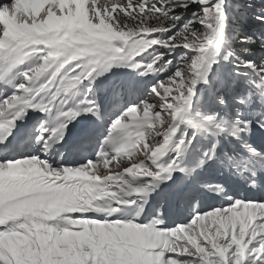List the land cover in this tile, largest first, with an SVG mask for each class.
Listing matches in <instances>:
<instances>
[{
  "label": "snow or ice",
  "instance_id": "6c2138e0",
  "mask_svg": "<svg viewBox=\"0 0 264 264\" xmlns=\"http://www.w3.org/2000/svg\"><path fill=\"white\" fill-rule=\"evenodd\" d=\"M229 7L227 0H0V264H264V198L237 199L223 184H204L222 200L210 211L197 204L190 220L173 226L148 204L176 173L184 180L173 181L172 194L191 204L193 189L182 185L209 162L264 190V141L251 139L264 129V58L231 47ZM241 38L264 49V34ZM121 61L152 80L146 91L130 82L127 97L117 93L104 112L95 84ZM225 62L236 76H253L243 94ZM225 90L247 116L202 110L213 97L227 108ZM30 111L44 119L24 124ZM88 116L99 125L77 139L79 155L53 156L69 125ZM142 150L139 163L109 167Z\"/></svg>",
  "mask_w": 264,
  "mask_h": 264
},
{
  "label": "trees",
  "instance_id": "16d2710c",
  "mask_svg": "<svg viewBox=\"0 0 264 264\" xmlns=\"http://www.w3.org/2000/svg\"><path fill=\"white\" fill-rule=\"evenodd\" d=\"M227 4L231 7L227 8V11L231 12V16L229 17L230 24L234 30V36L231 39V47L235 48L239 55L246 56L247 54L242 51L245 47H252L254 55L259 58L258 53L261 50L259 45H248L241 41V36L247 35H254L257 33L264 34V21H260L257 19V16L264 11V0H227ZM177 12L182 11V9H177ZM118 13H113V16L117 15ZM128 22V21H125ZM198 28L201 30L202 27L197 25ZM247 30V32H246ZM226 66L230 69L232 73V78L242 83L241 87H238L236 95L243 94L244 85L249 79H252L253 76H236L237 69L228 62H225ZM251 71V70H250ZM248 69L244 72H250ZM220 84L217 82L215 84V88H219ZM208 88V87H207ZM212 96V89L205 93V98ZM229 97L227 101V108L222 106L221 108L224 109L222 112H228L231 116H235L239 114L235 109L238 106V109L245 112V116H247V111L244 110L243 105L239 103V100L235 98L232 92H225V98ZM236 108H235V107ZM214 109H211L212 111ZM261 139L264 140V136H261Z\"/></svg>",
  "mask_w": 264,
  "mask_h": 264
},
{
  "label": "bare ground",
  "instance_id": "6f19581e",
  "mask_svg": "<svg viewBox=\"0 0 264 264\" xmlns=\"http://www.w3.org/2000/svg\"><path fill=\"white\" fill-rule=\"evenodd\" d=\"M147 86H150V82L147 84ZM147 88V87H146ZM76 156H78V155H76ZM56 157H58V156H56ZM131 165V164H130ZM130 167V166H129ZM215 175V173L213 174V176ZM175 176H176V174H175ZM173 177V181H175L176 180V177ZM176 182V181H175ZM172 186H173V182L172 181H167L165 184H161L160 185V189H157L156 191H154V192H151V193H153V194H157V195H159V194H163V193H166V196H169L170 194H169V192L171 191V189H172ZM175 213V212H174ZM173 213H171L170 215H172ZM175 218H173L172 220H174ZM175 221H176V219H175Z\"/></svg>",
  "mask_w": 264,
  "mask_h": 264
},
{
  "label": "rangeland",
  "instance_id": "374dc122",
  "mask_svg": "<svg viewBox=\"0 0 264 264\" xmlns=\"http://www.w3.org/2000/svg\"><path fill=\"white\" fill-rule=\"evenodd\" d=\"M246 32H247V30H246ZM145 90V89H144ZM126 97H127V94L125 95ZM158 108V105H154V109H157ZM128 122V121H127ZM155 127L157 128V129H159V124L157 123L156 125H155ZM144 157H143V150L141 151V152H139V153H135V155H134V157L132 158V160H130V161H128V163H129V165L130 164H132V163H139V160L140 159H143ZM117 162H118V160H116V161H114L113 162V164H111V165H117Z\"/></svg>",
  "mask_w": 264,
  "mask_h": 264
}]
</instances>
